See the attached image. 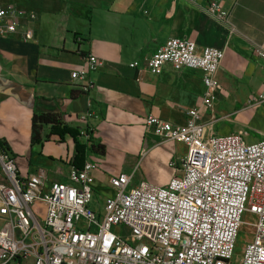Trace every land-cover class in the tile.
Returning <instances> with one entry per match:
<instances>
[{
	"label": "crops",
	"instance_id": "0c3cea01",
	"mask_svg": "<svg viewBox=\"0 0 264 264\" xmlns=\"http://www.w3.org/2000/svg\"><path fill=\"white\" fill-rule=\"evenodd\" d=\"M0 5L23 12L17 31L0 36V140L7 142L20 175L43 170L48 186L67 181L73 166L70 134L60 137L47 124L41 140L31 143L34 112L58 113L78 130L81 117L89 114L91 137L105 150L102 155L87 152L84 159L97 165L93 205L112 192L111 175L132 172L131 187L140 180L164 185L177 173L183 144L144 131L147 114L182 125L185 110L194 106L201 122L215 117L208 132L235 131L253 140L239 122L246 123V115L258 110L259 102L249 101L264 92V58L251 51L264 44V0H224L229 27L206 14L204 0H0ZM30 12L35 18L28 17ZM27 27L33 31L28 41L22 38ZM168 37L189 39L197 51L203 46L222 51L210 107L200 102L204 88L199 69L169 63L156 75L146 69L144 59ZM89 53L102 64L88 72L93 86L83 92L71 72L85 66ZM131 61L139 66H129ZM240 100L250 105L233 109ZM225 118L236 121L225 133L218 132V119Z\"/></svg>",
	"mask_w": 264,
	"mask_h": 264
},
{
	"label": "built area",
	"instance_id": "2783aa9c",
	"mask_svg": "<svg viewBox=\"0 0 264 264\" xmlns=\"http://www.w3.org/2000/svg\"><path fill=\"white\" fill-rule=\"evenodd\" d=\"M223 2L204 0L203 10L229 27V10ZM22 13L0 5V36L17 31ZM28 17L35 15L30 12ZM22 38H33L30 27ZM251 51L264 58L263 43ZM221 58L216 47L197 51L189 39L168 37L144 63L154 75L164 63L199 69L204 88L200 102L210 107ZM101 64L89 53L85 66L71 72L83 92L93 86L88 72ZM258 98L264 101V92ZM88 117H81L79 130L85 141L92 134ZM214 120L212 115L207 123L201 122L194 106L185 110L182 125L145 115L144 131L185 146L177 173L164 185L140 180L131 187L127 184L132 172L111 175L112 192L97 205H93L92 174L97 165L90 159L79 168L69 167L67 181L47 186L43 170L22 176L14 157L1 150L0 264H231L242 225L248 229V239L235 264H264V135L246 142L234 131L208 132ZM244 213L252 216L251 222L242 220Z\"/></svg>",
	"mask_w": 264,
	"mask_h": 264
},
{
	"label": "trees",
	"instance_id": "16d2710c",
	"mask_svg": "<svg viewBox=\"0 0 264 264\" xmlns=\"http://www.w3.org/2000/svg\"><path fill=\"white\" fill-rule=\"evenodd\" d=\"M47 124L51 126V132L59 134L60 137L65 133L72 136L75 153L71 162L74 167H81L87 152L97 153L99 155L104 154V146L101 143L94 142L91 136L88 141L83 140L79 135V130L75 127L66 125L58 113H33L31 120V143L41 140L42 126ZM0 148L4 151H9L8 144L5 140H0Z\"/></svg>",
	"mask_w": 264,
	"mask_h": 264
},
{
	"label": "rangeland",
	"instance_id": "374dc122",
	"mask_svg": "<svg viewBox=\"0 0 264 264\" xmlns=\"http://www.w3.org/2000/svg\"><path fill=\"white\" fill-rule=\"evenodd\" d=\"M255 101L259 102L258 103L259 104L258 110L256 112L254 111V114H252L250 116L246 115L249 118L246 123L239 122V123L243 124V126H244V127H242L243 128L242 130H244L242 132L247 133L249 138H251L253 140H256L257 138H259L260 136H258V135H264V101H260L259 98L256 97L255 99H251L249 102L254 103ZM249 102H247V101L243 102L240 100L237 103H233L232 107H233V109L237 110V109L243 108L245 106H249L250 105ZM235 117L238 118L237 115H235ZM230 118H231V116H230ZM218 120L221 121V126H219L217 130H218V132H221V133H225L224 130L226 129V127H230V124H233V121L234 122L236 121L235 119L230 121L227 118L223 119L224 121L222 119H218ZM240 135L242 136V134H240ZM244 140L246 142L250 141L247 138H245ZM180 151H181V153L184 154L185 153V146L181 145ZM94 200H96V199H94ZM252 219H253L252 216L248 213H244L242 216V220L244 222H251ZM247 239H248V229L245 225H242L238 231L237 240L235 242L234 249L232 252V256L230 259L231 264H235L237 262V260L239 259V257L241 256V253L243 250V244Z\"/></svg>",
	"mask_w": 264,
	"mask_h": 264
}]
</instances>
